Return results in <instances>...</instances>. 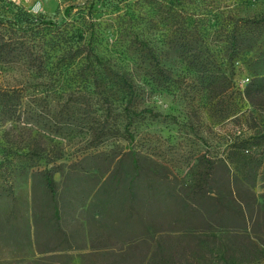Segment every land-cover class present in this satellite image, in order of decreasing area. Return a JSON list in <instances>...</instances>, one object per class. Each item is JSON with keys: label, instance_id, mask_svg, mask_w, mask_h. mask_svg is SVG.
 <instances>
[{"label": "rangeland", "instance_id": "rangeland-1", "mask_svg": "<svg viewBox=\"0 0 264 264\" xmlns=\"http://www.w3.org/2000/svg\"><path fill=\"white\" fill-rule=\"evenodd\" d=\"M8 1L78 55L0 63V264H264V0Z\"/></svg>", "mask_w": 264, "mask_h": 264}, {"label": "trees", "instance_id": "trees-1", "mask_svg": "<svg viewBox=\"0 0 264 264\" xmlns=\"http://www.w3.org/2000/svg\"><path fill=\"white\" fill-rule=\"evenodd\" d=\"M9 2L8 0H0V63L8 62H23L28 65L37 73H41L45 69V61L49 58L50 52L55 49H60L62 55L74 58L76 51H72L71 45L65 44L62 41L63 36L59 35L54 39H46L45 35L41 32V26L53 27V30L58 31L59 26L55 21L45 19L41 15H33L27 13L20 7L14 10H4L3 5ZM74 6H67L65 13ZM8 15H7V14ZM67 45V46H65ZM62 46H64L62 48ZM60 53V54H61ZM6 98H0V104L5 108L11 110L17 108L20 104V94L18 90H12L10 93L4 91L3 94ZM252 170V169H251ZM249 175L252 171H247ZM50 169H45L41 173V181L44 190L49 193L51 202L55 194V181ZM53 215L57 216V208L53 204ZM38 226H41L38 223ZM49 231L57 237L58 250H64L72 247L71 241L68 236H64V232L58 227L57 224L48 225Z\"/></svg>", "mask_w": 264, "mask_h": 264}]
</instances>
